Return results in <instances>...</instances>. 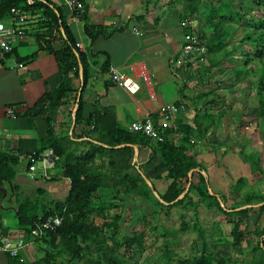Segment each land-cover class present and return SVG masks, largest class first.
Returning <instances> with one entry per match:
<instances>
[{
	"label": "trees",
	"instance_id": "1",
	"mask_svg": "<svg viewBox=\"0 0 264 264\" xmlns=\"http://www.w3.org/2000/svg\"><path fill=\"white\" fill-rule=\"evenodd\" d=\"M237 5L238 9L235 8ZM12 7L31 16H40L35 35L37 51L50 53L61 72L58 84L51 91L45 92L30 109L32 113L47 111L45 120L49 125L53 122L50 112L60 106L63 98L69 97L73 103L76 102L80 84L79 65L82 69V93L87 82V55L76 47V39L60 7L55 3L50 0H0L1 21L9 19ZM259 8L264 10V0H188L185 3V12L180 16L183 22L190 23L193 18L200 17L206 26L200 31L186 26L184 34L195 33L204 41L206 32H211L221 40L213 45L205 44L206 58L204 61L198 60L201 67L195 70L196 76L208 83L210 88L206 92L212 98L200 113L196 112L191 124L184 122L182 117L176 119L179 133L177 141L169 137L174 133L173 130L165 127L158 131L161 140L147 137L141 132H132L118 124L110 109H96L87 118H83L80 95L71 134L58 138L52 136L47 142L54 162H60L62 175L69 180L66 196L63 200L50 203H31L26 200L17 209L18 226L26 234L38 225L39 217L57 214L62 219L55 231H47L38 238L47 240V249L40 259L42 264H51L65 256L68 264H126L125 257L130 252L141 253L145 246V237L135 226L141 223L146 213L141 216V212L135 213L130 208L131 205L141 207L135 200H142L159 211L165 210L166 214L175 207L183 210L190 208L195 216L192 227L201 242L200 252L180 258L170 248L168 241L157 257V264L236 263L232 252L250 236L246 229L249 212H257V222L264 215V193L249 189L250 180L243 176L230 185L229 195H211L207 188L208 180L201 173L206 172V169L196 155L191 153V147L194 140H207L209 130L216 126V116L208 106L219 101L217 90L222 89L221 83L227 81L225 86L231 88L247 77H254L255 81L251 82L248 90L256 98L259 116L264 117V14L258 12ZM84 14L79 19H84ZM230 27H233L230 36L235 34L236 29L242 31L240 44L233 49H228L230 38L225 34ZM83 32L91 44L97 36L105 34L103 29L92 24H85ZM56 39L60 41L58 48L52 44ZM218 50L219 53L215 54ZM224 63L230 66L224 68ZM107 69L106 64L103 71L107 72ZM219 72L221 74H217ZM200 95H204V92ZM133 145L138 151L149 150L145 161L140 162L138 158L133 162ZM156 156L160 158L164 170L162 174L150 178L143 168ZM239 156L249 166L253 179L264 180V168L258 153L244 145ZM15 163L16 158L0 152V185L3 179L11 180L14 177L12 166ZM192 169L198 170L192 172L187 192L181 199L169 204L185 191L188 172ZM142 175L150 181L151 186H148ZM156 183L162 184V188L159 189ZM231 194L238 195L239 199L230 198ZM256 204L260 205L255 209L253 206ZM246 205L251 206L243 207ZM199 206L218 212L213 213L216 239L212 243H207L198 223ZM152 214L155 215L156 210L153 209ZM180 225V230L188 229L183 218ZM223 229L228 232V237L222 235ZM166 233L176 236L179 229L161 234ZM252 233L258 238L251 248L252 264H255L258 261L257 254L264 257V250L260 246V241H264V226ZM14 258L9 257L10 260Z\"/></svg>",
	"mask_w": 264,
	"mask_h": 264
},
{
	"label": "crops",
	"instance_id": "2",
	"mask_svg": "<svg viewBox=\"0 0 264 264\" xmlns=\"http://www.w3.org/2000/svg\"><path fill=\"white\" fill-rule=\"evenodd\" d=\"M50 1L60 7L76 44L81 46L79 51L87 55V82L80 94L83 103L82 117L87 118L96 109H110L118 124L128 129L132 122L143 119L145 113L152 114L154 118H161V107L164 103L182 102L186 110L169 118L166 126L174 132L169 137L177 141L179 133L176 119L182 117L184 122L191 124L196 112L200 113L212 98V95L206 92L210 88L206 87L208 83L196 76L195 70L201 67L198 65V59L193 58L183 66H175L173 63L179 53L184 27L192 26L200 31L206 26L200 17L193 18L190 23L183 22L180 18L185 12V3L188 0H83L84 19L77 20L60 0ZM24 14L27 20L25 24L19 25L24 36L14 39L12 56L0 60V152L16 158V163L12 166L14 177L11 180L3 179L0 185V235H9L12 239L23 233L17 219L19 204L26 200L37 203L60 201L69 190V180L63 177L60 162L55 163L54 157L52 166L47 167L44 172L36 165L39 160L34 163V170H29L28 167L31 165V157H41L51 150L47 142L52 136L58 138L71 134V118L75 105L69 97L63 98L60 106L50 112L53 122L49 125L45 120L47 111H30L45 92L51 91L58 84L61 72L50 53L37 51L35 35L40 16ZM5 24L10 25V18ZM85 24L103 29L105 34L97 36L91 44L83 32ZM205 31L208 29L205 28ZM214 35L216 34L206 32L204 43H217L213 40ZM52 44L54 48H58L60 41L56 39ZM133 63L143 65L150 76L149 86L142 85L134 94L113 84L103 71L107 64L128 72L126 67ZM226 63L222 67L230 66ZM232 90L237 96L243 95L239 92V85L231 87L230 91ZM202 91L204 95L201 96ZM217 91L219 101L208 106L210 112L216 116V126L209 130L207 140H194L191 147V153L195 154L197 160L205 167L209 188L215 195L224 193L239 177L249 179L250 168L239 156L244 145L254 152L257 150L259 157L264 159V153L261 151V145L264 144V117L259 116L258 106L253 105L252 112L246 108L244 113L237 115L234 111L237 108L231 107L220 95L222 89ZM246 91L251 95L247 97L253 96L252 92ZM149 92L154 96L150 97ZM9 109L13 114H7ZM243 118L256 120L258 125L263 124L261 132H257L253 137L242 138L243 133L250 131L241 125ZM234 119L237 125L233 130L229 127L233 122L227 121ZM235 128L240 132L236 133ZM148 155L149 150L142 149L137 152V159L143 162ZM260 163L262 166L261 159ZM143 170L150 178H154L163 173L164 167L156 156L144 165ZM259 182L258 186L261 185ZM156 184L159 189L163 186ZM248 187L251 185L248 184ZM253 189L256 190L255 187ZM259 191L264 193V190ZM135 202L139 206L142 203L147 205L142 200ZM258 206L254 205L253 208ZM130 208L135 213L142 211L137 206L131 205ZM137 208L139 210H136ZM212 216L214 217L213 213ZM257 216L255 210L248 214L246 224L250 236L232 252L236 259L235 264H252L251 248L258 241L252 232H257L264 226V215H261L259 222ZM212 222L214 224V219ZM201 230L206 241H209L206 234L208 231ZM212 233L209 236L212 240L210 243L216 238L215 230H212ZM24 235L25 247L14 260H10L8 255L0 250V264H42L40 259L47 249V240L34 238L26 233ZM260 246L264 250V241H260ZM256 260L258 261L255 264H264L262 254H257ZM67 261L65 256L52 261L51 264H68Z\"/></svg>",
	"mask_w": 264,
	"mask_h": 264
},
{
	"label": "built area",
	"instance_id": "3",
	"mask_svg": "<svg viewBox=\"0 0 264 264\" xmlns=\"http://www.w3.org/2000/svg\"><path fill=\"white\" fill-rule=\"evenodd\" d=\"M67 8L73 13L75 20L79 19V16L85 12V5L82 0H60ZM10 25H6L4 21L0 20V60L12 56L13 53V41L15 38H22L24 36L23 30L19 25H23L26 22V15L19 9L12 7L10 9ZM78 50L81 48L76 44ZM195 58L204 61L206 58V46L203 40L199 38V35L195 33L184 34L182 42L180 44L179 53L174 59L175 66H183L191 62ZM128 72L119 70L114 66H108L107 76L108 79L116 85L123 87L129 93H136L139 91L142 85L149 86L150 76L147 69L139 64H128L126 67ZM149 96L153 97L154 94L149 92ZM186 110L185 104L182 102L164 103L161 107L162 116L153 120L152 114L145 113L143 119L132 122L129 125V130L132 132H141L147 137H151L156 140H161V136L158 131L161 127L167 126L169 118H172ZM7 114H13L12 110H7ZM39 160L41 162V168L44 170L47 167L52 166L53 154L50 150L41 157H31L29 170H34V163ZM45 176V173H43ZM38 225L30 230L28 233L34 238H41L47 231H55L61 224V217L57 214L47 215L45 218H38ZM25 233H21L12 239L9 235H0V250L6 253L9 257L18 256L20 250L25 247ZM39 264V263H31Z\"/></svg>",
	"mask_w": 264,
	"mask_h": 264
},
{
	"label": "rangeland",
	"instance_id": "4",
	"mask_svg": "<svg viewBox=\"0 0 264 264\" xmlns=\"http://www.w3.org/2000/svg\"><path fill=\"white\" fill-rule=\"evenodd\" d=\"M235 8L238 9L239 5L235 6ZM258 12L261 14H264V10L262 8H259ZM4 22L6 23V21H4ZM232 29H233V27H230L228 32H225V34H227L226 37L230 38L228 40V41H230L228 44L229 48L227 47L228 49H231L235 45L240 44L239 38L242 35L241 29H236L235 34L233 36H230ZM213 40L215 42H218L221 40V38L218 35H214ZM244 48H246V47H244ZM219 50L216 51L215 54L219 53ZM242 50L243 49H241L240 51H242ZM225 61H226V59H224V62ZM217 74H221V73L219 72ZM217 74H215V75H217ZM253 81H255L254 77H247L246 79H244L239 84V92L243 93V95H238V96L233 94V90L231 92L230 88L224 87L223 83H221V85H220V87H222L221 93L219 92L220 95H222L225 98V102H228V104L231 107L237 108V109H234V111L237 115L244 113V110L246 108H248L249 111L252 112L253 111L252 106L253 105H254V107L258 106L256 98H254L253 96L250 97L251 95L246 91V90H248L251 82H253ZM226 83H227V81L225 82V84ZM228 83H229V81H228ZM206 87H208V85H206ZM225 90H227V91H225ZM234 90H235L234 92H236V89H234ZM247 95H250V96L247 97ZM258 109H259V107H258ZM233 116H235V114ZM243 119L244 120L240 119L241 123H242L241 125L245 126L248 131L250 129V131H249V133H243L242 138L246 139L247 137H250V136L253 137L257 134V132H259V133L261 132L263 124L258 125V122L256 120L253 121V120H246L245 118H243ZM225 120H226V118H225ZM227 122H233V124L230 125L229 127L233 128V130H234V127L237 125V123H236L237 121L234 119V120H229ZM227 122H225V123H227ZM238 122H240V121H238ZM235 130L237 131L236 133L240 132L237 128H235ZM240 135L241 134H239V136ZM261 147H262L261 151L264 153V144L261 145ZM255 153H257V150H255ZM260 159L262 161V166H263L264 165V159H262L261 157H260ZM36 165L38 166V169L41 168V162H36ZM248 177L250 180L249 184L251 185V187H248L249 189H253L255 187L257 191H259V189H261V191L264 190V181L263 180H260V178L253 179L251 174ZM258 181H260L259 182L261 184L260 186H258ZM224 193H225V195H227V194L229 195L228 190H226ZM237 196L238 195H232L231 194L230 198H236V200H238L239 198ZM30 202L33 203L34 201L30 200ZM141 206H142V208H141L142 211L140 213L141 216L144 215L145 213H146V215L143 216L144 219L141 221V223H139L135 226V229L138 230L139 232H141L145 237V239H144L145 240L144 250L141 253L134 251L132 254V252H130V254L127 257H125L126 264H157V262H156L157 257L159 256L161 249L164 247L165 242H168V241L170 243V248L172 250L176 251L180 258H187V257H190V256L200 252L201 242L199 240V237L197 236V232L192 227V224L195 221V216H194V214L190 208L183 210L179 207H175V208H172L171 210H169L168 213L166 214L165 210L159 211L157 208H152L148 204L146 205V204L142 203ZM153 209L156 210L155 215L152 214ZM136 210H139V208H137ZM212 213L217 214L218 212L215 209H208L204 206H199L197 220H198L200 227L203 230L208 231V233H206L207 234V240H209V241H207L208 243H210L212 241L209 236L211 234H213L212 230H214L213 229L214 226H213V222H212L214 217L212 216ZM182 218H183V221H185L187 223V226H188L187 230H180L181 229L180 224H181ZM97 221H98V219H97ZM98 222H100V220ZM226 228L229 229L228 227H226ZM178 229H179V233L176 236H173L172 234H167V233L165 235L161 234V233L164 234L166 231L178 230ZM246 229H248V227H246ZM223 231L224 232L222 235L225 237H228V234H227L228 232H226L224 229H223Z\"/></svg>",
	"mask_w": 264,
	"mask_h": 264
},
{
	"label": "water",
	"instance_id": "5",
	"mask_svg": "<svg viewBox=\"0 0 264 264\" xmlns=\"http://www.w3.org/2000/svg\"><path fill=\"white\" fill-rule=\"evenodd\" d=\"M79 78H80V80H81V86L79 87V89H78V92H77V97H76V102H75V105H74V108H73V112H72V118H71V120H72V123H71V130L73 129V126H74V121H75V114H76V109H77V106H78V101H79V98H80V94H81V89H82V72H81V66L79 65ZM133 147V150H134V156H133V162H136V160H137V152H138V150H137V147L136 146H132ZM135 167L138 169V165L136 164L135 165ZM198 169H192V170H190L189 172H188V183H187V185H186V188H185V191L182 193V194H180L174 201H172V202H170L169 204H173L174 202H176L177 200H179V199H181L183 196H184V194L187 192V190H188V188H189V184H190V181H191V174H192V172L193 171H197ZM201 173L203 174V176H205L206 177V172H204V171H201ZM143 177H144V180H145V182L148 184V186H151V183H150V181L144 176V175H142ZM208 188V192L211 194V195H214L212 192H211V190H210V188H209V186L207 187ZM154 195L155 196H157V193L156 192H154ZM160 202H162L163 204H166V203H164L162 200H160ZM258 205H260V204H256V206H258ZM221 206H223V204L221 203ZM251 205H246V206H243V207H250ZM239 209V208H238Z\"/></svg>",
	"mask_w": 264,
	"mask_h": 264
}]
</instances>
